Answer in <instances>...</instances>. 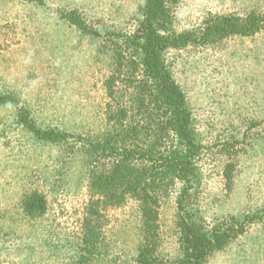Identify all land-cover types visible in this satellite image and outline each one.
I'll return each instance as SVG.
<instances>
[{
  "label": "rangeland",
  "instance_id": "obj_1",
  "mask_svg": "<svg viewBox=\"0 0 264 264\" xmlns=\"http://www.w3.org/2000/svg\"><path fill=\"white\" fill-rule=\"evenodd\" d=\"M138 7L139 0H0V264H137L139 202L109 206L91 189L109 160L93 156L89 144L109 128L112 46L134 31ZM249 14H264V0H176L170 16L184 32ZM165 59L186 95L200 151L195 221L210 234L243 229L204 264H264V28ZM22 115L63 137L39 141ZM181 186L159 209L162 264H176L180 254ZM34 192L47 201L39 219L21 208Z\"/></svg>",
  "mask_w": 264,
  "mask_h": 264
},
{
  "label": "trees",
  "instance_id": "obj_2",
  "mask_svg": "<svg viewBox=\"0 0 264 264\" xmlns=\"http://www.w3.org/2000/svg\"><path fill=\"white\" fill-rule=\"evenodd\" d=\"M175 3L139 0L134 31L121 34V41L112 46L113 70L105 83L113 102L109 128L101 140L89 144L93 156L109 160V165L92 175L91 189L103 195L109 206L122 205L128 197L139 202L143 244L137 264H162L157 254L159 209L162 199L179 183L180 254L176 264H204L213 252L243 233V229L234 232L231 228L210 234L195 221L190 199L200 151L186 95L165 55L215 44L230 36H253L264 28V14L217 17L198 30L177 32L170 16ZM71 22L85 29L78 16ZM5 102L0 96V104ZM20 117L39 141L55 143L63 137L38 128L25 115ZM21 208L27 217L39 219L47 213V201L34 192L22 200Z\"/></svg>",
  "mask_w": 264,
  "mask_h": 264
}]
</instances>
